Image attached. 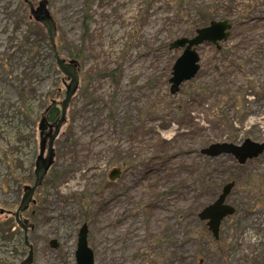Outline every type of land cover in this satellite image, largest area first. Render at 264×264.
<instances>
[{"label":"rangeland","instance_id":"1","mask_svg":"<svg viewBox=\"0 0 264 264\" xmlns=\"http://www.w3.org/2000/svg\"><path fill=\"white\" fill-rule=\"evenodd\" d=\"M48 9L81 85L24 212L32 264H77L85 223L95 264H264V153L243 164L201 153L264 143V0H49ZM29 15L23 0H0V206L11 211L35 180L41 119L68 83ZM207 16L231 24L228 39L197 46L199 71L172 93L182 49L170 43L195 36ZM231 181L235 212L215 238L199 213ZM28 253L14 216L0 214V264Z\"/></svg>","mask_w":264,"mask_h":264},{"label":"water","instance_id":"2","mask_svg":"<svg viewBox=\"0 0 264 264\" xmlns=\"http://www.w3.org/2000/svg\"><path fill=\"white\" fill-rule=\"evenodd\" d=\"M48 2V0H40L38 6L35 8L30 3L29 4L33 18L37 22L41 23L47 30L50 44L56 58V64L59 70L68 79V83L66 84L64 98L60 101H52L50 106L46 109L47 113L51 107L56 105L60 110V116L54 123V130L50 133L44 134L42 131L46 128L45 116L41 119L39 127L41 130V150L35 165V180L32 185L25 186L20 204L15 211L11 212L14 215L19 227L24 230L25 243L30 248L28 256L20 264H31L33 261V246L30 244L26 235L30 225L28 220L22 218V214L27 210L30 202L34 200V195L36 194L38 188L43 184L49 169L54 163V141L59 135L62 125L66 121L68 107L81 85L80 66L78 61L73 58L67 59L62 57L57 50V24L48 9ZM231 27V24L227 20H212L209 25L197 29L195 36L180 37L170 43V48L182 49V53L179 57H177L172 67L173 71L170 78L172 93L177 92L179 87L185 81L193 78L199 71L200 55L196 47L204 42H209L215 44L219 48L220 42L228 39ZM47 135L49 138L46 142L45 137ZM201 153L209 157H215L221 154H231L238 160L239 163L243 164L247 160L256 158L260 154L264 153V143H258L249 138L245 139L241 144L228 142L213 143L201 149ZM120 173V168H113L109 177L111 180H114L120 175ZM233 187V181L225 184L217 199L212 204L203 208V210L199 213V217L202 220L207 221V226L215 238H219L220 226L223 219L235 212V207L226 202L227 196L230 194ZM0 211L2 212V210ZM88 233V226L85 223L78 232L76 248L77 264H95V254L94 250L89 245ZM50 246L56 248L58 246L57 241L51 240Z\"/></svg>","mask_w":264,"mask_h":264},{"label":"flooded vegetation","instance_id":"3","mask_svg":"<svg viewBox=\"0 0 264 264\" xmlns=\"http://www.w3.org/2000/svg\"><path fill=\"white\" fill-rule=\"evenodd\" d=\"M26 4H27V6H28V8H29V13H30V15H29V18L30 19H33L34 20V18H33V15H32V11H31V8H30V4L35 8L36 7V5L34 4V2H35V0H23ZM49 1V0H48ZM30 3V4H29ZM53 108H56L59 112H60V110L57 108V106L56 105H54L53 107H51L50 109H53ZM60 116V115H59ZM59 118V117H58ZM45 119H46V121H45V126H46V128L44 129V131H42L44 134H46V133H50L51 131H53L54 130V126H53V124L55 123H53V124H51V122H50V116H49V110L47 111V113H46V115H45ZM40 132H41V130H40ZM53 165V164H52ZM52 167V166H51ZM51 169V168H50ZM49 169V170H50ZM49 172V171H48ZM48 174V173H47ZM23 193H24V190H23ZM35 203V201L34 200H32L31 202H30V204H29V206H28V208H27V210H29V208H30V206L32 205V204H34ZM0 210H2V212L0 211V214H9V215H12V216H14L11 212V210H6V209H4V208H2L1 206H0ZM26 210V211H27ZM26 211H24V212H26ZM24 212H23V214H22V218H25L26 220H27V218L26 217H24ZM15 218V217H14ZM16 221V220H15ZM22 229V228H21ZM31 244V243H30ZM32 245V244H31ZM33 246V245H32ZM29 250H30V248H29ZM33 251H34V247H33ZM21 263V262H20ZM19 263V264H20ZM32 264V263H31Z\"/></svg>","mask_w":264,"mask_h":264},{"label":"trees","instance_id":"4","mask_svg":"<svg viewBox=\"0 0 264 264\" xmlns=\"http://www.w3.org/2000/svg\"><path fill=\"white\" fill-rule=\"evenodd\" d=\"M215 17L214 16H207V19L206 21H211L213 20ZM60 115V112L56 109V108H53V109H49V116H50V120H53V122H56V120L58 119ZM85 202V199L82 198ZM86 205V203H84V206ZM86 207V206H85ZM87 208V207H86ZM16 226V224H14Z\"/></svg>","mask_w":264,"mask_h":264}]
</instances>
